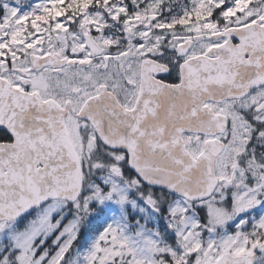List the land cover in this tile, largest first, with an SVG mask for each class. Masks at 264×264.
<instances>
[{"label": "snow or ice", "instance_id": "snow-or-ice-1", "mask_svg": "<svg viewBox=\"0 0 264 264\" xmlns=\"http://www.w3.org/2000/svg\"><path fill=\"white\" fill-rule=\"evenodd\" d=\"M0 264H264V0H0Z\"/></svg>", "mask_w": 264, "mask_h": 264}]
</instances>
